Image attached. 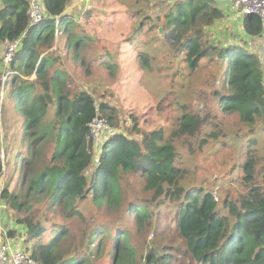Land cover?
Masks as SVG:
<instances>
[{
	"label": "trees",
	"instance_id": "16d2710c",
	"mask_svg": "<svg viewBox=\"0 0 264 264\" xmlns=\"http://www.w3.org/2000/svg\"><path fill=\"white\" fill-rule=\"evenodd\" d=\"M43 3L47 18L29 27V0H0V43L21 39L2 90L0 179L5 184L0 199L24 215L16 225L24 230L26 250L36 263L95 264L105 256L112 264H137L131 233L118 222L108 230L95 223L97 228H85L72 242L71 222L82 220L84 205L93 202L117 220L138 225L153 226L161 210L172 214L166 227L181 247H158L146 255L145 264H264V185L231 199L203 186L189 188L184 182L185 170L176 164L175 140L197 139L204 125L198 116L184 113L166 137L163 128L141 132L133 122L127 135L110 134L94 152L89 125L100 116L112 127L116 109L106 103L97 106L86 91L69 90L66 70L53 51L56 32L66 34L64 47H71L73 54L86 44L70 31L74 23L65 13L70 0ZM152 10L156 23L169 30V39L183 53L189 71L206 59L218 63L216 78L222 92L215 96L220 110L236 114L243 124L261 119L264 130V73L259 58L245 45L219 44L209 34L225 16L214 0H157ZM242 27L251 39L262 34L256 15L244 16ZM33 74L35 78H29ZM1 86L0 81V92ZM132 133L139 139L128 136ZM255 163L249 152L241 166L242 180L249 186L255 174L264 175V166L257 171ZM132 175L142 179L145 199L124 200ZM49 212L64 223L48 219ZM47 232L51 235L44 241ZM15 233L8 230V237ZM67 241L74 254L64 247Z\"/></svg>",
	"mask_w": 264,
	"mask_h": 264
},
{
	"label": "rangeland",
	"instance_id": "374dc122",
	"mask_svg": "<svg viewBox=\"0 0 264 264\" xmlns=\"http://www.w3.org/2000/svg\"><path fill=\"white\" fill-rule=\"evenodd\" d=\"M151 1L155 3L157 0ZM152 3L139 4L134 0H70L65 10L74 23L70 31L75 37H82L81 42L86 45L74 50L73 54L71 47H64L66 34L56 32L58 37H55L53 51L57 50V56L61 58L63 69L66 70L69 90L86 91L97 106L106 103L116 109L113 119L115 125L112 127L102 117L97 118L94 124V131L97 132L93 135L94 152H98V145L105 142L110 134L115 132L127 135V130L133 129V122L137 123L136 128L141 132L163 128L166 137L177 124L176 119L184 113H190L204 120L201 133L195 140L189 137L175 140L176 164L185 170L184 182L189 188L203 186L208 190L213 189V193L220 192L223 197L236 199L250 187L264 185V175L259 172L255 174L250 186L246 184L242 180L241 169L249 152L255 159L257 171L264 166V130L261 129V119L243 124L236 114L226 115L220 110L215 96L216 91L222 92L216 78L218 63L206 59L195 71H189L183 53L169 39V30L156 23ZM228 13V16H224L209 29V34L216 39L217 31L230 33L221 43L251 45L250 38L243 32L241 17L231 11ZM147 17L152 18V21ZM139 23L143 24L139 26ZM4 52L5 44L0 43V57ZM74 56L76 60H73ZM142 57L146 59L145 62ZM0 72L1 108L5 97L2 92L3 83L7 78V69L2 64ZM29 78L34 79L35 75ZM99 120H104V126L98 124ZM10 131L13 132V127ZM3 136L0 121V146ZM128 136L139 139L135 133ZM202 139L205 142L201 144ZM127 180L125 201L145 199L148 196L142 192L140 176L132 175ZM4 184L5 179L1 178L0 193ZM0 206L5 207L4 211L2 208L4 214L0 213L9 222L16 224L24 218V215L6 207L1 199ZM83 209L84 218L71 222L72 242L79 238L85 228H97L95 223L108 230L118 222L131 233L134 247L138 251L137 264H145L146 255L158 247L167 245L179 248L182 245L166 227L172 214L165 210H161L153 226H145L131 221H119L114 213L107 214L93 202H88ZM46 217L64 223L59 216L50 212ZM112 219H115L113 223ZM156 227H159V232L155 231ZM50 235L47 232L44 241ZM6 236H9L8 231ZM72 242L67 241L64 247L74 254ZM22 245L26 249L25 244ZM95 264L112 262L102 256L95 260Z\"/></svg>",
	"mask_w": 264,
	"mask_h": 264
},
{
	"label": "built area",
	"instance_id": "2783aa9c",
	"mask_svg": "<svg viewBox=\"0 0 264 264\" xmlns=\"http://www.w3.org/2000/svg\"><path fill=\"white\" fill-rule=\"evenodd\" d=\"M218 3L228 4L232 13H236L237 16L241 17V20L246 15H256L260 18L262 24V34L258 38L251 39V46L255 49L258 48V53L256 54L259 58L262 69L264 70V0H217ZM28 23L29 27H35L40 25L44 19L47 18L46 10L44 7L43 0H29L28 8ZM57 22H58V18ZM243 29V27H242ZM20 40L15 42H4L5 52L1 57L2 66L7 69L6 77L10 74L9 67L12 62L15 52L20 46ZM264 73V71H263ZM5 77V78H6ZM98 118V117H97ZM94 119L89 125L91 129V135L97 132L94 131V124L98 119ZM104 126V120H99V123ZM4 211V206H0V212ZM4 214V212H2ZM3 215L0 213V264H37L32 258L29 251L23 249L21 244L24 243L25 232L20 227V231L17 236L7 237L6 229L4 225ZM16 229V228H15Z\"/></svg>",
	"mask_w": 264,
	"mask_h": 264
},
{
	"label": "crops",
	"instance_id": "0c3cea01",
	"mask_svg": "<svg viewBox=\"0 0 264 264\" xmlns=\"http://www.w3.org/2000/svg\"><path fill=\"white\" fill-rule=\"evenodd\" d=\"M214 2L217 4V5H219V6H221V7H219L221 10H222V12L224 13V15L225 16H228L229 15V13L228 12H230L229 10H230V8H229V6H228V4H223V3H218V1L217 0H214ZM58 31V30H57ZM58 36L56 35V38H57ZM57 41H59V39L57 40ZM245 46H248V47H250L253 51H254V53L255 54H257L258 53V48L257 49H255L254 47H252L251 45H245ZM264 71V70H263ZM3 217H5V219H4V225L3 226H5V227H7V229H10V231H15L16 233H15V236H17L18 235V233H19V231H20V228L14 223V222H9L8 220H7V218H6V216L5 215H3ZM16 228V229H15ZM23 244V243H22ZM21 244V246H23Z\"/></svg>",
	"mask_w": 264,
	"mask_h": 264
},
{
	"label": "water",
	"instance_id": "95a60500",
	"mask_svg": "<svg viewBox=\"0 0 264 264\" xmlns=\"http://www.w3.org/2000/svg\"><path fill=\"white\" fill-rule=\"evenodd\" d=\"M228 34L230 35V33H222L221 31H217L215 35L216 39L218 40L217 42L220 44L223 39L227 38ZM245 48L251 50V48L248 46H246Z\"/></svg>",
	"mask_w": 264,
	"mask_h": 264
}]
</instances>
